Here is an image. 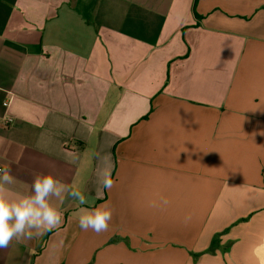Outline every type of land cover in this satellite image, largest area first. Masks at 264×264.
<instances>
[{"label": "crops", "instance_id": "crops-1", "mask_svg": "<svg viewBox=\"0 0 264 264\" xmlns=\"http://www.w3.org/2000/svg\"><path fill=\"white\" fill-rule=\"evenodd\" d=\"M0 168L90 200L0 264H264V0H0Z\"/></svg>", "mask_w": 264, "mask_h": 264}, {"label": "clouds", "instance_id": "clouds-1", "mask_svg": "<svg viewBox=\"0 0 264 264\" xmlns=\"http://www.w3.org/2000/svg\"><path fill=\"white\" fill-rule=\"evenodd\" d=\"M111 173V168L103 172V189L108 191L115 185ZM13 180L11 169H4L0 175V250L7 249L13 239L33 240L62 225L63 213L52 204V197L62 198L66 191L79 205L90 204L84 191L75 186L66 188L51 173H34L31 193L27 195L14 193L6 187ZM163 203L167 204L168 201ZM84 212L78 221L82 231L91 230L100 234L108 230L112 211L107 203L84 209Z\"/></svg>", "mask_w": 264, "mask_h": 264}, {"label": "trees", "instance_id": "trees-1", "mask_svg": "<svg viewBox=\"0 0 264 264\" xmlns=\"http://www.w3.org/2000/svg\"><path fill=\"white\" fill-rule=\"evenodd\" d=\"M220 248V245H219V240H218V235L217 236H214L210 242V245L208 247V249L206 250V253L208 254H214V252ZM229 248V244L223 249V250H227ZM199 254H192V256L194 258H196Z\"/></svg>", "mask_w": 264, "mask_h": 264}, {"label": "built area", "instance_id": "built-area-1", "mask_svg": "<svg viewBox=\"0 0 264 264\" xmlns=\"http://www.w3.org/2000/svg\"><path fill=\"white\" fill-rule=\"evenodd\" d=\"M3 105H4L5 107H7V106H8V102H4ZM12 121H13V119H12L11 117H6V118L4 119V123H5L6 126H8L9 124H11ZM2 172H3V169L0 168V174H1Z\"/></svg>", "mask_w": 264, "mask_h": 264}]
</instances>
